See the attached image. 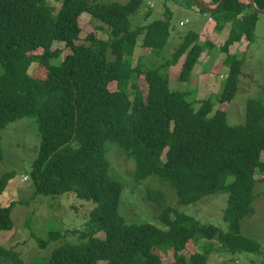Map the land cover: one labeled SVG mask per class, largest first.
<instances>
[{"label":"trees","instance_id":"trees-1","mask_svg":"<svg viewBox=\"0 0 264 264\" xmlns=\"http://www.w3.org/2000/svg\"><path fill=\"white\" fill-rule=\"evenodd\" d=\"M58 1L60 8L53 14L43 0H0V162L2 130L34 118L40 144L27 173L34 197L72 193L94 206L82 228L37 238L41 249L55 240L57 244L48 257L36 256L29 264H164L167 255L172 258L167 264H207L211 254H261L259 244L242 235L241 223L253 212L255 175L261 174L264 182V101L248 99L244 121L227 123V106L240 88L244 65L236 59L238 49L234 54L227 51L222 62L229 69L221 94L197 100L189 84L202 53L208 54L209 67L217 45L222 43L219 48L225 53L242 39L246 46L254 40L259 15L250 0H227L214 13L196 7L214 20L216 34L231 25L227 37L213 43L200 41L196 30L180 32L182 40L161 59L160 50L173 29L168 8V16L133 28L131 18L143 0ZM202 1L213 5L220 0ZM256 5L264 10V0H256ZM83 13L106 26L107 39L89 34L85 44L77 43ZM58 43L69 51L63 58ZM59 58V64L52 63ZM33 63L37 67L29 74ZM172 83L178 85L170 90ZM109 141L132 158L136 181L157 177L171 186L180 205L225 192L226 227L171 206L158 215L163 228L125 223L118 213L122 184L106 157ZM14 176L13 171L1 176L0 196ZM164 200L160 194L155 201ZM14 205L0 203V232L13 228ZM100 232L101 238L96 236ZM69 234L76 238L68 239ZM191 241L194 252L187 257L183 250ZM0 264L23 262L0 246ZM251 264H264V259Z\"/></svg>","mask_w":264,"mask_h":264},{"label":"rangeland","instance_id":"rangeland-1","mask_svg":"<svg viewBox=\"0 0 264 264\" xmlns=\"http://www.w3.org/2000/svg\"><path fill=\"white\" fill-rule=\"evenodd\" d=\"M127 1L99 0L101 3L118 2L122 4ZM188 2L192 8L185 5ZM43 4L50 7L53 14H56L60 8L58 0H43ZM142 4L137 15L131 18L133 28L137 25L146 24L149 20H157L168 16L166 8L171 11L170 23L176 29H172L171 39L167 41L164 49L160 50V59L174 51L184 34L180 32H186L194 29L195 26L197 27V16L195 14L197 8L189 0H178V2L175 0H143ZM186 19L189 21L187 25L185 23ZM79 25L81 32L77 41L78 44H85V38L89 34H94L99 39L108 38L106 26L92 20L88 13H83L80 16ZM230 28L231 25H226L221 31L217 32V43H220L229 34ZM141 38H139V41ZM55 46L63 50L62 58L69 52L63 44L58 43ZM221 46L222 43L219 46L217 45L218 52L221 51L219 48ZM237 49L239 52L236 59L244 61V65L241 68V77L239 76L240 88L237 89L233 100L227 106L226 118L229 125L240 124L244 121L248 99H262L264 101V15H259L256 19L254 40L249 42L247 46L244 39L239 43H234L230 48V54H234ZM227 51L229 52V48L225 53L222 52L224 58L228 55ZM214 54L218 57L217 52L214 51ZM60 60L61 58L57 61L52 60V63L59 64ZM136 60L137 57L134 56L133 66L136 65ZM222 62L220 61L218 66L220 68L217 70L220 74L214 73L211 75L216 82H195L193 79L189 83L191 88L197 89L199 92L196 95L197 100H203L210 94L219 95L222 93L223 82H226L224 78L228 75L229 69L228 66L223 68L224 64ZM208 66L203 67L206 70H212V65ZM35 67L37 65L33 63L28 70L29 74L34 72ZM170 67L166 69L167 72L170 71ZM199 73L200 71L197 70L196 75H199ZM142 78L139 82L142 90L145 91L146 84ZM177 85L172 83L170 90H173ZM194 106L197 108L198 104ZM39 144L40 135L34 118L27 117L17 120L6 126L1 132L0 178L4 173L11 171L15 172V176L8 182L1 194L0 203L3 207L8 206L11 202H15V205L11 209L13 228L10 231L0 232V246L17 253L23 264H29L36 256L48 257L54 248V244H57L55 242L57 240H55L52 241V244L49 243L47 249H41L37 238L48 239V234L54 232L82 228L89 215L88 212L94 206L92 202L79 199L72 193H64L60 196L39 195L34 197V186L27 173L31 170ZM261 156V159L264 160V153H261ZM106 157L109 160L112 175L122 184L118 213L125 223L136 225L150 223L163 228L158 215L165 206H171L175 210L202 222L214 225L220 224L222 227H226V223L222 219V211L227 205V194L225 192L218 191L201 198L194 204L180 205L177 202L178 198L174 190L168 183L160 181L155 176L136 181L133 171L134 161L113 141L107 143ZM261 178V174L255 175L257 181L254 186V193L257 194V198L253 204V212L245 217L241 223L242 235L256 241L260 246L261 254H211L206 259L207 264H251V261L258 263L264 259V253H262L264 252V182L260 181ZM231 181L232 177H229L227 182L230 183ZM160 194L165 198L162 204L155 201ZM96 236L101 238L104 236V232H100ZM67 238L74 239L76 236L69 234ZM193 252L194 244L191 241L188 247L183 250V254L188 257ZM163 260L164 264H167L165 261L171 262V255L164 256Z\"/></svg>","mask_w":264,"mask_h":264},{"label":"crops","instance_id":"crops-1","mask_svg":"<svg viewBox=\"0 0 264 264\" xmlns=\"http://www.w3.org/2000/svg\"><path fill=\"white\" fill-rule=\"evenodd\" d=\"M185 5H188V7L192 8V6L189 2H188V4H185ZM195 12H196L195 14L197 16V20H196L197 21V27L195 26L194 29H191V30H196V32L199 34V40L200 41H204L206 39H209V40H211V42L217 43L216 42L217 34L215 33V30H214V27H215L214 20L211 17H209L207 14H202V13L198 12L197 10H195ZM185 21H187V23H186V25H187L189 23V21L187 19ZM174 29H176V28L174 27L173 30ZM173 30L171 31V33L173 32ZM226 37L227 36H225L223 38V40ZM231 47H232V45L229 47V54L231 53V50H230ZM217 55H218V57L215 55L214 62H212V67H211L212 70H203V68H204L203 66H205L207 64L206 59L209 57H208V54H206L205 52L202 53V55H201L202 57L199 58V62L193 68L192 77H191V80L189 82H192L193 79L195 82H205V81L216 82V80H214V77L211 75L214 73L220 74V72H217V70L220 68L218 66L220 65V61L224 60V54L221 51L217 52ZM203 56H204V58H203ZM181 62H182V59H181ZM176 68L177 67L173 68V70H179V68H177V69ZM223 68H225V65ZM197 70L200 71L199 75H196ZM208 76H209V78H208ZM195 91H196V94H195V96H196L199 94V92L197 91V89Z\"/></svg>","mask_w":264,"mask_h":264},{"label":"water","instance_id":"water-1","mask_svg":"<svg viewBox=\"0 0 264 264\" xmlns=\"http://www.w3.org/2000/svg\"><path fill=\"white\" fill-rule=\"evenodd\" d=\"M227 0H220L218 3L210 5L205 3L202 0H192V2L194 3V5L201 9L204 10L208 13H214L216 10H218ZM250 4H251V9L253 12H255L258 15H264V10L260 9L257 7L256 5V0H250Z\"/></svg>","mask_w":264,"mask_h":264},{"label":"clouds","instance_id":"clouds-1","mask_svg":"<svg viewBox=\"0 0 264 264\" xmlns=\"http://www.w3.org/2000/svg\"><path fill=\"white\" fill-rule=\"evenodd\" d=\"M185 23H187V21H185ZM25 177V176H24Z\"/></svg>","mask_w":264,"mask_h":264}]
</instances>
